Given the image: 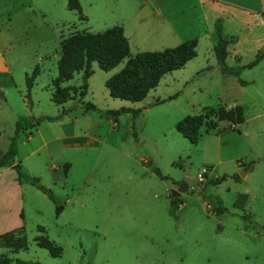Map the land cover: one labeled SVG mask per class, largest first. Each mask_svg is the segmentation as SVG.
I'll use <instances>...</instances> for the list:
<instances>
[{
  "label": "rangeland",
  "instance_id": "rangeland-1",
  "mask_svg": "<svg viewBox=\"0 0 264 264\" xmlns=\"http://www.w3.org/2000/svg\"><path fill=\"white\" fill-rule=\"evenodd\" d=\"M91 1L78 0V13L66 7L67 0H0V31L13 38L10 66L23 94L25 76L38 68L25 98L34 128L26 129L29 139L21 134L17 140L15 161L53 197L21 182L26 248L12 252L0 245V254L12 263L264 264V61L241 71L248 83L240 86L236 77L215 68L208 40L201 39L196 55L161 76L139 101L112 98L104 86L125 58L107 71L92 62L84 95L77 91L55 105L49 87L59 40L116 25L115 0ZM261 8L264 16V4ZM150 31L132 38L130 55L136 45L158 46ZM225 35L230 38L225 61L233 65L237 37ZM262 43L250 39L242 45L240 63L262 51ZM81 74L61 85L81 86ZM219 107H238L243 121L217 119ZM120 108L129 111L113 121L107 111ZM14 110L24 109L14 105ZM186 115L203 118L195 143L175 129ZM212 121L216 126L206 131ZM186 179L196 184L170 204L171 189ZM39 235L58 246L59 255L37 246Z\"/></svg>",
  "mask_w": 264,
  "mask_h": 264
},
{
  "label": "trees",
  "instance_id": "trees-1",
  "mask_svg": "<svg viewBox=\"0 0 264 264\" xmlns=\"http://www.w3.org/2000/svg\"><path fill=\"white\" fill-rule=\"evenodd\" d=\"M66 7L80 13V4L78 0H67ZM79 18H82L79 17ZM214 42L212 51L216 59V69L221 73L232 74L242 85V81L238 75L244 68H250L264 58V50L257 51L253 59L240 66L230 67L225 63L227 56V46L230 38L222 32L221 20L215 19L213 23ZM59 56L56 61V76L51 80L50 100L61 105L69 99H73L74 94L79 91L81 96L86 90V79L91 73V63L95 62L97 66L107 71L126 58L124 66L115 74L111 75L104 81V86L108 91V95L112 98H118L129 101H139L145 97L147 92L154 88L165 73L181 68L188 60L196 55L195 47L197 40L195 37L186 39L174 47H167L156 51H140L133 55L129 54V47L126 37L123 35L122 28L119 25L108 27L101 32H73L67 37L59 40ZM81 72L82 84L79 87L61 86L63 81L70 79L75 72ZM38 73L37 66H34L29 75L25 76L26 91L24 97L28 100L29 89L35 76ZM86 108H92L91 104H86ZM121 111H129L127 108L107 111L113 117V121ZM135 112V111H133ZM217 119H225L232 117L234 123L243 121L240 109L238 107L217 109ZM203 125V118L200 115H186L175 124V129L183 135L189 143H195L200 136V127ZM216 126L212 121L205 125L206 131ZM33 127L30 117L26 115L17 116L14 122V130L9 138L6 150L0 155V168L13 165L16 172V178L19 183L26 181L41 190L49 199L53 201L52 194L49 189L45 188L39 179L29 175L24 171L19 162H14L16 153V142L20 135H27L26 129ZM29 133H31L29 131ZM155 173L164 178L155 168ZM223 179L215 177L211 180L213 184H217ZM175 205V204H173ZM61 207L55 204V212L58 213ZM221 208L217 207V211ZM39 231L43 230L42 226H37ZM37 246L47 250L51 256H57L60 248L48 240L44 235L34 238ZM0 245L8 248L12 252L26 248V238L23 233V225L12 230L0 234ZM0 264H40L38 262H29L15 259L12 263L11 259L0 254Z\"/></svg>",
  "mask_w": 264,
  "mask_h": 264
},
{
  "label": "crops",
  "instance_id": "crops-1",
  "mask_svg": "<svg viewBox=\"0 0 264 264\" xmlns=\"http://www.w3.org/2000/svg\"><path fill=\"white\" fill-rule=\"evenodd\" d=\"M247 1L115 0L117 3V16L112 19L111 23L122 28L123 35L128 42L129 51L132 38L141 37L146 30H151L150 34H152V37L150 40H154L158 46L155 48H143L136 45L133 47L134 53H136L174 47L180 42L193 37L196 38L197 44L201 39L208 40L209 47L212 49L214 42L211 38L214 36L213 23L218 18L221 20L222 29L227 31L224 33L237 37L233 49V52L237 54V60H235L236 62L233 65H228L226 61L225 63L230 67L240 66L253 59L246 63H240L239 48L242 45L249 42L250 39L259 43L263 42L262 46L264 45V16L261 14V5L263 6L264 0H258L254 4H249ZM92 2L98 3L97 0H92L91 4ZM8 24L9 27L5 28L7 32L8 29H11V18H9ZM1 34L2 32L0 31V155L7 148L17 116L21 113L30 118L34 116L31 113V109L27 108V101L22 91L23 88L17 84L11 70L9 57L13 38L12 36H3ZM144 42L146 43V40ZM151 43L150 41L149 44ZM226 58L228 59V56ZM263 61L264 58L254 66ZM240 79L244 81L242 85L248 83V80ZM236 82L242 86L237 79ZM49 91L51 93V81ZM14 105H17L19 109L23 108V112H21L22 110L15 112ZM30 105L32 106L33 104L30 103ZM26 133L27 135L24 138L29 139L31 133H29V130H26ZM14 162H17L15 161V156ZM23 223L21 183L16 178L13 165L2 167L0 168V234L17 228Z\"/></svg>",
  "mask_w": 264,
  "mask_h": 264
},
{
  "label": "water",
  "instance_id": "water-1",
  "mask_svg": "<svg viewBox=\"0 0 264 264\" xmlns=\"http://www.w3.org/2000/svg\"><path fill=\"white\" fill-rule=\"evenodd\" d=\"M244 171L241 172L243 174ZM196 183L192 179H186L184 181L179 182L175 185L174 188L170 191V204L175 203V198L180 194L183 193L188 187L194 186Z\"/></svg>",
  "mask_w": 264,
  "mask_h": 264
},
{
  "label": "built area",
  "instance_id": "built-area-1",
  "mask_svg": "<svg viewBox=\"0 0 264 264\" xmlns=\"http://www.w3.org/2000/svg\"><path fill=\"white\" fill-rule=\"evenodd\" d=\"M205 173V169L203 168L202 170H201V173H198L197 174V180H199V181H201L202 180V176H203V174Z\"/></svg>",
  "mask_w": 264,
  "mask_h": 264
}]
</instances>
